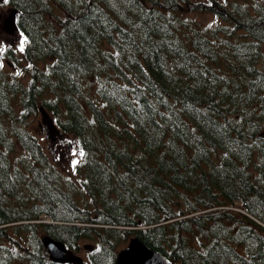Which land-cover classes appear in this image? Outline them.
<instances>
[{"label":"trees","instance_id":"obj_1","mask_svg":"<svg viewBox=\"0 0 264 264\" xmlns=\"http://www.w3.org/2000/svg\"><path fill=\"white\" fill-rule=\"evenodd\" d=\"M1 1L28 76L0 63V264H62L44 234L89 240L87 264L134 235L173 264H264V0ZM41 108L77 183L24 126ZM25 189L38 201L11 204Z\"/></svg>","mask_w":264,"mask_h":264},{"label":"rangeland","instance_id":"obj_2","mask_svg":"<svg viewBox=\"0 0 264 264\" xmlns=\"http://www.w3.org/2000/svg\"><path fill=\"white\" fill-rule=\"evenodd\" d=\"M193 1V0H190ZM195 1V0H194ZM209 2V0H206ZM225 1V0H224ZM256 1V0H252ZM251 0H243V3H246L250 5L252 3ZM226 2V1H225ZM9 8L8 5L3 4L0 2V63L4 66L6 70L9 72L15 73L16 78L21 81L27 80V69L25 71L24 65H26V60L22 58L21 54V35L18 31H14L13 33H8L4 31V29L1 27L2 21L6 14L8 13ZM187 14L190 17H193V19L197 20L198 23L204 25V24H214L213 22L217 20L215 15L212 12L209 11H188ZM11 45L14 48V51L16 55L20 57L19 62L17 65H10L7 62L3 61L2 53L6 50V46ZM264 53V44L261 45ZM6 64V65H5ZM13 68V69H12ZM49 115V114H48ZM50 117V116H49ZM27 129L39 133L40 140L47 145L50 144L49 149V155L48 158L51 162L55 164V166L58 168V170L61 172L63 178H69L72 182L77 183L78 182V174L74 171V161L78 159L79 156H81L79 152V148L76 145H71V137L70 136H56V139L52 141V143L49 142L48 138L45 135V132L47 133L48 130V122L46 119L42 118L40 114L31 115L30 117L27 116V119L25 121L24 125ZM40 127V128H38ZM79 194L76 196L79 197ZM22 197L24 198L23 202H25L28 205H34L35 202L38 201L37 198H35L32 193H30V190L25 189L23 190L22 195L18 197H11L8 199L11 204L15 205L16 202L19 204L22 200ZM241 202H237L239 205ZM39 219L51 221L49 216L42 214L39 216ZM89 240L84 239L81 240V245L78 250H76L77 253L83 256L84 260L88 262V249H91L86 246L83 247V244L88 243ZM127 241L123 242L122 245H125ZM122 245L120 247H122Z\"/></svg>","mask_w":264,"mask_h":264},{"label":"water","instance_id":"obj_3","mask_svg":"<svg viewBox=\"0 0 264 264\" xmlns=\"http://www.w3.org/2000/svg\"><path fill=\"white\" fill-rule=\"evenodd\" d=\"M3 29L8 33L18 30L16 22V9L10 8L3 19ZM43 119L48 122L47 136L53 140L57 135L62 136L59 127L47 112L41 108ZM264 137V129L261 132ZM42 244L51 261L62 264H86L82 255L67 247L63 241L44 234ZM114 264H173L159 251L146 245L137 235L131 236L127 243L119 248Z\"/></svg>","mask_w":264,"mask_h":264},{"label":"flooded vegetation","instance_id":"obj_4","mask_svg":"<svg viewBox=\"0 0 264 264\" xmlns=\"http://www.w3.org/2000/svg\"><path fill=\"white\" fill-rule=\"evenodd\" d=\"M1 27L3 28V25H1Z\"/></svg>","mask_w":264,"mask_h":264}]
</instances>
